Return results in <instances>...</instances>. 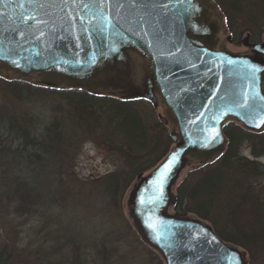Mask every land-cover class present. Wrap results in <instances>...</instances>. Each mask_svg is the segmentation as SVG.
I'll return each mask as SVG.
<instances>
[{
	"label": "water",
	"instance_id": "95a60500",
	"mask_svg": "<svg viewBox=\"0 0 264 264\" xmlns=\"http://www.w3.org/2000/svg\"><path fill=\"white\" fill-rule=\"evenodd\" d=\"M217 13L213 0H0V76L163 108L173 147L138 175L126 206L165 264H246L204 220L170 212L188 161L223 153L227 121L264 130V41L245 36V54L215 49L226 25ZM130 52L144 62L141 86Z\"/></svg>",
	"mask_w": 264,
	"mask_h": 264
},
{
	"label": "trees",
	"instance_id": "16d2710c",
	"mask_svg": "<svg viewBox=\"0 0 264 264\" xmlns=\"http://www.w3.org/2000/svg\"><path fill=\"white\" fill-rule=\"evenodd\" d=\"M214 1L222 10L235 42H239L244 30L253 41L256 31L264 34V0ZM0 79L5 91L12 95V108L8 109L12 112L11 118L0 121V157L8 158L14 167L11 180L2 190L15 214L30 215L41 202L44 207L41 206L40 214L52 216L48 209L52 199L45 198L46 183L41 184L39 177L46 180L48 167L55 174L72 167L78 140L92 139L118 156L120 162L116 169L96 178L100 193L114 209L121 207L138 175L154 168L173 147L166 119L146 101H128L79 88L54 89L24 80ZM51 97L56 102L43 112L47 108L46 99ZM223 132L227 139L223 153L215 161L199 164L183 176L175 185L176 202L171 210L194 214L207 221L223 240L241 247L254 261L259 249L264 252V200L260 197L264 189V165L257 160L264 154V131H251L235 121H227ZM244 142L249 144L252 158L241 153ZM24 170L31 172L21 175ZM61 224L65 229V243L32 253L27 248L18 249L13 242L10 245L3 241V244L0 242V263L7 264L12 259V264L15 261L16 264H83L81 244L95 247L105 263L106 247L93 236L95 229L65 225L62 220ZM69 244L73 246L72 258H64L63 251ZM149 251L156 263L162 264L159 256ZM16 256L23 258V262ZM261 256L264 258V254Z\"/></svg>",
	"mask_w": 264,
	"mask_h": 264
},
{
	"label": "rangeland",
	"instance_id": "374dc122",
	"mask_svg": "<svg viewBox=\"0 0 264 264\" xmlns=\"http://www.w3.org/2000/svg\"><path fill=\"white\" fill-rule=\"evenodd\" d=\"M217 8L219 13L224 15L218 5ZM229 34L232 35V32L225 25L215 49H224L231 53H248V47L244 46L241 42L249 32L244 30L239 35V42H235L232 36L228 39ZM254 35L256 37L255 41H264V34H261V32L258 33L256 31ZM130 56L134 62L132 79L135 85L141 86L144 62L138 54L130 52ZM0 78L12 80V78H5L3 76H0ZM56 100L53 97L46 99V103L44 104L47 105V108L45 107L43 112H46L48 107L54 104ZM11 108L12 95L7 90L5 91L4 82L0 79V121H7L11 118L12 112L8 110ZM154 108L166 119L168 129L171 132L174 127L167 119L163 108L159 104ZM40 128L43 129L44 126ZM4 138L7 137L4 136ZM5 142L8 143V140H5ZM76 151L77 155L74 158L72 167L70 166L67 171L61 170L60 174H55V170L48 167L45 171L46 180L42 176L39 177L41 184L46 183L44 188L45 198L52 199V205L48 207L52 211L50 218L40 214L41 206L44 207V204L41 205V199L38 200L40 203L35 205L30 215H18L12 211V206L7 196L3 195L4 190L2 188L11 180L12 168L14 167L12 166V162L8 161V158L0 157V242L3 244V241H7L10 245L13 242L18 249L23 250L27 248L32 253L37 249H43V247L47 251L48 249H54L56 243H65V229L61 224L62 220L65 225L71 223L73 226L76 225L83 229H95L94 231L92 230L93 236L99 238L106 247L107 260L104 263L100 259L101 256L98 255L95 247L81 244L79 250H81L80 258L83 260V264H157L149 250H153L161 259V263L165 264L162 257L141 240L131 223L126 200L132 187L127 190L119 209H114L107 204L102 193H100L99 183H97L96 178L114 171L120 162L118 156L114 155L103 145L87 138L78 140ZM241 153L245 157L252 158L250 146L247 142L242 144ZM257 160L264 165V154L257 158ZM199 164L197 161L190 159L175 185L189 170L196 168ZM29 172L31 171L24 170L21 172V175H28ZM260 197L264 200V189ZM170 212H172L171 209ZM222 214L224 216L225 212H222ZM187 215L197 217L194 214ZM205 222L208 223L207 221ZM230 244L235 245L233 243ZM235 246L243 252L246 264H264V258L261 256L264 252L261 249L255 255V260L251 261L245 250L237 245ZM65 247L66 253L63 251V257L72 258L74 252L72 251L73 246L69 244ZM256 249H258V246ZM16 258L22 262L24 260L18 256ZM12 262L11 259L7 264H12ZM14 264H16V261Z\"/></svg>",
	"mask_w": 264,
	"mask_h": 264
},
{
	"label": "bare ground",
	"instance_id": "6f19581e",
	"mask_svg": "<svg viewBox=\"0 0 264 264\" xmlns=\"http://www.w3.org/2000/svg\"><path fill=\"white\" fill-rule=\"evenodd\" d=\"M217 14H219V13H217ZM0 74L7 75V73H5L4 71H2L1 69H0Z\"/></svg>",
	"mask_w": 264,
	"mask_h": 264
},
{
	"label": "flooded vegetation",
	"instance_id": "af4514ba",
	"mask_svg": "<svg viewBox=\"0 0 264 264\" xmlns=\"http://www.w3.org/2000/svg\"><path fill=\"white\" fill-rule=\"evenodd\" d=\"M248 52H249V50H248ZM245 53H247V52H245Z\"/></svg>",
	"mask_w": 264,
	"mask_h": 264
}]
</instances>
